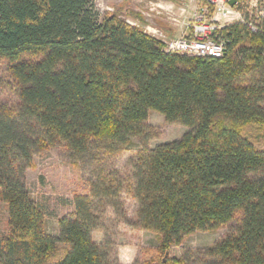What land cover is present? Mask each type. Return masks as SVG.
<instances>
[{
	"label": "trees",
	"instance_id": "1",
	"mask_svg": "<svg viewBox=\"0 0 264 264\" xmlns=\"http://www.w3.org/2000/svg\"><path fill=\"white\" fill-rule=\"evenodd\" d=\"M139 16V15H136ZM143 21L141 17H137ZM221 57L164 50L163 41L94 0H0V58L16 84V107L0 105V201L7 233L0 264H107L91 238L89 202L45 230L24 171L57 142L74 154L91 139L124 144L143 134L151 110L188 127L147 150L135 169L137 221L158 250L195 231L235 222L208 250L210 264H264V34L222 30ZM158 264H184L181 258Z\"/></svg>",
	"mask_w": 264,
	"mask_h": 264
},
{
	"label": "rangeland",
	"instance_id": "2",
	"mask_svg": "<svg viewBox=\"0 0 264 264\" xmlns=\"http://www.w3.org/2000/svg\"><path fill=\"white\" fill-rule=\"evenodd\" d=\"M94 3L100 18L106 12H116L127 22L162 39L174 38L186 31L192 9L187 0H94ZM179 6L187 9L184 20ZM167 27L173 32L167 34ZM18 101L8 62L0 58V105L12 108ZM142 126L143 134L124 144L91 139L81 154L72 153L62 142L33 152L32 166L24 171V184L30 197L43 209L46 232L57 236L58 219L74 211L73 199L80 195L88 199L91 238L107 264H158L159 259L166 262L172 258H181L184 264L214 262L208 250L235 222L215 231H195L164 253L158 250V236L139 226L138 204L132 190L140 157L158 144L179 139L188 130L185 125L167 122L153 110ZM257 147L264 150L261 143ZM262 175L264 172L251 176ZM7 218V204L0 201V236L7 233ZM66 248L58 242L56 256L45 264H54Z\"/></svg>",
	"mask_w": 264,
	"mask_h": 264
},
{
	"label": "built area",
	"instance_id": "3",
	"mask_svg": "<svg viewBox=\"0 0 264 264\" xmlns=\"http://www.w3.org/2000/svg\"><path fill=\"white\" fill-rule=\"evenodd\" d=\"M183 2V0H179ZM193 4L186 31L162 39L164 50L191 56L221 57L228 44L222 30L238 24L250 33L264 34V0H187ZM181 12L185 7H180ZM160 37H163L160 34ZM264 58V49L262 51Z\"/></svg>",
	"mask_w": 264,
	"mask_h": 264
},
{
	"label": "crops",
	"instance_id": "4",
	"mask_svg": "<svg viewBox=\"0 0 264 264\" xmlns=\"http://www.w3.org/2000/svg\"><path fill=\"white\" fill-rule=\"evenodd\" d=\"M178 2H181V1L178 0ZM180 7H182V6H179L178 9ZM189 7H192L191 3L189 4ZM185 11H187L186 7H185ZM184 12H181V15H183V18H182L183 20L185 19V16H186V14H183ZM188 14H189V12H188ZM166 32H167V34L172 33L173 29L171 27H167Z\"/></svg>",
	"mask_w": 264,
	"mask_h": 264
},
{
	"label": "water",
	"instance_id": "5",
	"mask_svg": "<svg viewBox=\"0 0 264 264\" xmlns=\"http://www.w3.org/2000/svg\"><path fill=\"white\" fill-rule=\"evenodd\" d=\"M234 0H231V3H233Z\"/></svg>",
	"mask_w": 264,
	"mask_h": 264
}]
</instances>
